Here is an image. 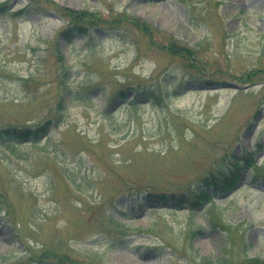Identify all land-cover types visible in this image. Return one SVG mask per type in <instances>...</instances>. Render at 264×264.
Wrapping results in <instances>:
<instances>
[{
	"label": "rangeland",
	"instance_id": "obj_1",
	"mask_svg": "<svg viewBox=\"0 0 264 264\" xmlns=\"http://www.w3.org/2000/svg\"><path fill=\"white\" fill-rule=\"evenodd\" d=\"M37 1L42 13L29 0H0L6 8L0 12V126L43 125L63 94L65 72L75 87L89 77L105 88L91 92L92 102L68 94L64 121L40 139L15 140L22 145L17 152L0 144V191L8 195L14 220L0 216V264H84L50 254L48 249L62 245L73 258L98 264H190L191 253L218 264L226 235L209 222L211 215L236 225L235 241L243 238L248 255L264 258V177L255 179L251 167L229 195L219 192L213 214L208 206L194 212L140 206L129 195L193 186L231 152L242 157L256 150L251 157L264 163V75L253 83L236 78L264 65V0ZM52 2L97 13L113 27L92 28V38L101 40L92 41L94 49L86 34L68 42L62 29L69 20L49 9ZM126 14L138 18V25L113 23ZM173 44L180 52L168 51ZM187 51L195 56L190 59ZM195 70L228 83L212 87L186 79L185 88L165 96L170 108L185 110L189 118L182 136L166 133L168 113L147 99L137 111L111 101L117 81L141 79L162 90ZM112 217L141 227L157 221L158 239L120 230ZM192 221L204 230L189 248L184 232ZM44 251L38 260L37 252ZM95 252L97 259L89 254ZM233 253H240V245Z\"/></svg>",
	"mask_w": 264,
	"mask_h": 264
},
{
	"label": "trees",
	"instance_id": "obj_2",
	"mask_svg": "<svg viewBox=\"0 0 264 264\" xmlns=\"http://www.w3.org/2000/svg\"><path fill=\"white\" fill-rule=\"evenodd\" d=\"M37 0H29L30 4H35L33 11H38L39 13L43 12V9L38 8L37 6ZM49 9L54 10L55 12H59L58 14L61 15L66 20H69V23L67 26H65L64 29H62V35L63 37L69 41H73V35L75 33L80 34H86L88 36L89 42L92 43V41H95V38H92L91 30L94 27H113V24L111 23V20L105 21V19L100 16L97 13L91 12L86 9L81 10H74L71 8H63L57 3L52 2V5H47ZM6 8H0V12H4ZM22 14L26 13L27 10L22 9L20 11ZM20 13V14H21ZM127 15V14H126ZM104 19V20H103ZM121 20H125L128 22H132L135 25L137 24L138 18L131 17V15H127L126 17H122L121 19H115L113 21L114 24H118ZM105 22V23H104ZM107 23V24H106ZM125 30V29H122ZM151 33V30L149 34ZM96 42V41H95ZM89 43V48L94 49L95 44L92 43V45ZM175 44L173 46L168 48V51L176 54L177 51ZM180 50V49H179ZM181 52H185L184 49L181 50ZM188 54H190V59H192V56H195L193 53L187 51ZM191 61V60H190ZM264 75V65L261 67H253L248 69L247 71L241 73L236 78L240 79L243 83H253L254 80L262 79L261 76ZM188 76H191V78H188ZM227 78V77H226ZM186 79L194 80L203 82L206 84V86H221L224 84H227L228 81L224 77L219 76H213L209 75L205 71H198L195 70L194 72L187 73L184 75L182 80H179L178 82L175 81L172 85H163V89H159L158 87L154 85L144 84L141 79H139L137 82H131L129 79L123 80V81H117L118 86H115L113 97L111 99L112 103L115 104L116 101H122L124 100V103L122 106L128 109H132L134 111H137L138 108L142 107L141 101L144 99L149 100V104L153 105V107L159 108L163 113H168V117L166 119V133L170 135H183V129L186 126H191L188 122V117L184 115L185 110H182L181 108H176V110H173L170 108L169 101L166 100L165 96H171L173 95L174 90H177V88H185L186 87ZM28 79H25L27 81ZM64 86V91L62 96L59 98L58 103L54 105V111L50 116H48V119L45 121V123L35 129L31 127L26 128H19L18 126H0V144L2 146L10 148L11 151L17 152L19 148L22 146L21 144L17 143L19 138L24 137H31L34 136L37 139H40L42 135L48 134L52 127L59 126L66 116V110H67V95L70 94L72 100H82L86 102H92L94 99L91 97V92L95 91L97 94H101L102 90L105 88V85L99 81L93 82L89 77H86L84 80H81L78 87H75L72 85V83L69 80L68 73L65 72V80L62 81ZM135 83V84H134ZM162 83V81H161ZM183 90V89H182ZM133 93V96L131 94ZM73 101V102H74ZM104 112V111H103ZM105 113V112H104ZM107 114V113H105ZM109 116V115H108ZM114 116V115H110ZM194 131L201 134V131L194 127ZM49 137V138H48ZM48 141L47 143L43 142V146H48V142L51 138L50 135H48ZM40 143L33 142L29 143V145H39ZM45 144V145H44ZM259 149L263 146L261 143L256 145ZM255 151L248 152L249 154H245L244 156L240 157L238 154L231 152V155H229V159L225 161H221L220 164H218L216 167L211 168L208 170L193 186L190 185L189 187L182 188V189H163V188H148V189H142L139 192L131 193L129 195H134L138 201L143 202L147 205H155V204H167L174 206V209L177 208H185L188 207L190 212H194L197 209L204 208L206 204H209L208 210H215L217 209L216 205V196L218 191H225L228 192L230 190L235 189V187L238 185L240 178H241V172L248 166H252L255 170L256 178L264 176V163L262 165H258L253 157ZM86 161H82V164H85ZM68 179L72 181L77 186V189L79 191L83 190L84 187L80 185L78 178L74 172L68 173ZM8 195H4L2 191H0V214L4 213V216L8 217L7 220L14 222L12 213L13 209L11 207L10 200L7 198ZM23 196V194H22ZM143 204H140V206ZM157 207H152V211L157 210ZM210 210V211H211ZM220 213V212H219ZM221 215V214H220ZM212 217V218H211ZM209 222L214 226L218 227L225 235L226 240L223 243V252L219 256V262L218 264H264V258L258 257V256H250L246 252L247 244L243 238L237 239L235 241V234L238 231V227H235L233 223L227 222L224 220V218L221 216H212L211 215ZM112 222L116 225L117 228L120 230H131V232H146L154 234L153 230L157 227L158 222L156 221L153 223L150 227H141V226H135L133 224H127V223H120L119 221H116L112 217ZM14 224V223H13ZM203 225L195 223L192 221L190 223V226L185 230L184 234L186 233V240L187 242H190V247H193V239L198 236L199 234L203 233ZM150 231V232H149ZM155 238L158 239V234H154ZM160 241V240H159ZM164 241V240H163ZM162 242V241H160ZM169 244L170 247H173L174 245L171 242L165 241ZM164 246L165 243H162ZM240 245V253L235 254L233 253V246L234 245ZM50 251V254H53L54 256L59 257L60 260L64 261V263H70V261H81L84 262V264H98L94 262L93 260H87V259H75L73 258L70 253L66 250H63V245L61 248H55L51 251V249H48ZM243 251V252H242ZM44 252H37V258L40 260V258L43 256ZM97 254L95 253H89ZM52 256V255H51ZM94 258L97 259V255H92ZM187 261L190 264H211V260L209 256L201 255V254H187ZM53 257V256H52ZM32 258V257H31ZM57 259V258H56ZM37 260V259H34ZM101 262L100 260H98ZM14 264H19L18 262Z\"/></svg>",
	"mask_w": 264,
	"mask_h": 264
}]
</instances>
